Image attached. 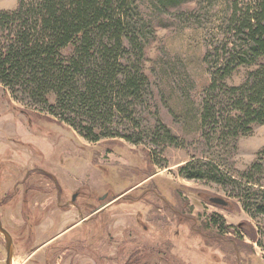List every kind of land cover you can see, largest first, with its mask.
Segmentation results:
<instances>
[{"label": "rangeland", "instance_id": "rangeland-1", "mask_svg": "<svg viewBox=\"0 0 264 264\" xmlns=\"http://www.w3.org/2000/svg\"><path fill=\"white\" fill-rule=\"evenodd\" d=\"M135 1L154 32L142 61L149 91L131 121L125 116L117 128L119 138L84 139L0 84V220L12 237V264H264V215L249 210L248 192L180 173L190 161H211L250 191L264 189V125L222 141L213 132L203 136L198 122L211 81L209 52L230 39L234 0H186L164 11L153 0ZM18 3L0 0V12ZM245 78L240 68L226 84L239 86ZM162 127L177 139L174 145L159 141ZM242 174L258 185L243 183ZM27 187L26 206L20 195ZM98 204L106 210L95 224L87 220L82 237L81 218ZM209 218L229 233L221 235ZM5 259L0 235V264Z\"/></svg>", "mask_w": 264, "mask_h": 264}, {"label": "trees", "instance_id": "trees-1", "mask_svg": "<svg viewBox=\"0 0 264 264\" xmlns=\"http://www.w3.org/2000/svg\"><path fill=\"white\" fill-rule=\"evenodd\" d=\"M184 1L152 2L164 11ZM227 21L230 39L209 52L211 81L198 112L203 136L213 132L222 141L264 125V0H234ZM153 34L135 0H19L14 10L0 12V84L15 100L57 117L84 139L119 138L117 128L125 116L131 121L149 91L142 61ZM240 68L246 70L244 82L227 85ZM161 129L157 140L174 145L177 139ZM180 173L187 180L229 181L238 195L248 192L254 215H264V189L250 191L215 162L193 160ZM241 179L258 185L249 174ZM209 226L227 229L220 219L209 218Z\"/></svg>", "mask_w": 264, "mask_h": 264}, {"label": "flooded vegetation", "instance_id": "flooded-vegetation-1", "mask_svg": "<svg viewBox=\"0 0 264 264\" xmlns=\"http://www.w3.org/2000/svg\"><path fill=\"white\" fill-rule=\"evenodd\" d=\"M26 180V179H25ZM24 190V192H23V194L22 195H20L21 197H23V200H24V204L27 206V202H28V191H29V187H27V188H24L23 189ZM57 191V196H56V201L58 202V204H59V202H60V199H61V197H60V194H59V191L58 190H56ZM75 195H72V201H74L75 200V198L76 197H74ZM102 198V197H101ZM5 202V201H4ZM3 202V203H4ZM3 203H2V201H1V198H0V206L1 205H3ZM35 205H37V204H35ZM222 207V206H221ZM224 207H227V205L226 206H224ZM106 208V205H97L95 208H91L90 210H91V212H90V214L86 217V218H81V221H80V223L83 225L82 227H80V229L82 230L81 232H79V235H81L82 237L84 236V235H86V233H87V228H86V226H87V220L89 219V218H91V217H93L91 220L92 221H90L92 224H95L96 223V221H97V219L96 218H94V216H98V215H100V216H102L103 214H104V212H105V209ZM86 223V224H85ZM0 224L2 225V221L0 220ZM3 226V225H2ZM85 227V229L83 230V228ZM227 233H229V231H228V229H225L224 230V232L223 233H220L221 235H226ZM97 234V232H95V235ZM108 234V236H110V238H112V236L110 235V233H107ZM91 235V234H90ZM93 239H95V237L93 236L92 237ZM99 238H100V236L99 237H97L95 240H99ZM42 247V246H41ZM40 246L39 247H37L36 249H35V251H34V255L33 256H35V253H36V251L38 250V249H40L41 248ZM50 249V248H49ZM48 249V250H49ZM48 250H47V253H48ZM54 253H52L51 255H53ZM130 254H133V253H130ZM140 254V253H139ZM139 256V255H138ZM136 258H138L137 257V255H135V256H133L132 255V257H131V259L130 260H138V259H136Z\"/></svg>", "mask_w": 264, "mask_h": 264}, {"label": "water", "instance_id": "water-1", "mask_svg": "<svg viewBox=\"0 0 264 264\" xmlns=\"http://www.w3.org/2000/svg\"><path fill=\"white\" fill-rule=\"evenodd\" d=\"M210 202L217 206H226L227 202L224 199L212 198ZM0 235L4 238V248L6 252L5 264H12L13 260V241L8 231L0 224Z\"/></svg>", "mask_w": 264, "mask_h": 264}]
</instances>
